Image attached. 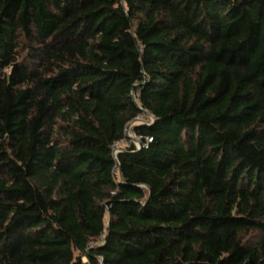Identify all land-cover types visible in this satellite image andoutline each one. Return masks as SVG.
Here are the masks:
<instances>
[{
	"label": "trees",
	"instance_id": "obj_1",
	"mask_svg": "<svg viewBox=\"0 0 264 264\" xmlns=\"http://www.w3.org/2000/svg\"><path fill=\"white\" fill-rule=\"evenodd\" d=\"M85 263L264 264V0H0V264Z\"/></svg>",
	"mask_w": 264,
	"mask_h": 264
},
{
	"label": "built area",
	"instance_id": "obj_2",
	"mask_svg": "<svg viewBox=\"0 0 264 264\" xmlns=\"http://www.w3.org/2000/svg\"><path fill=\"white\" fill-rule=\"evenodd\" d=\"M152 117V116H151ZM130 134V137H132L131 136V133H129ZM136 140L134 141L136 144H137V146L138 147H140L141 146V142L139 141V139L138 138H135ZM151 139L149 138V141H150Z\"/></svg>",
	"mask_w": 264,
	"mask_h": 264
},
{
	"label": "rangeland",
	"instance_id": "obj_3",
	"mask_svg": "<svg viewBox=\"0 0 264 264\" xmlns=\"http://www.w3.org/2000/svg\"><path fill=\"white\" fill-rule=\"evenodd\" d=\"M143 120H145V118L142 116V117L140 118L139 121H143ZM129 133H131L132 139L135 141L136 139H135L134 135L132 134V132H130V129H129V131H128V134H129ZM85 261H86V260H85ZM85 264H87V263H85Z\"/></svg>",
	"mask_w": 264,
	"mask_h": 264
},
{
	"label": "clouds",
	"instance_id": "obj_4",
	"mask_svg": "<svg viewBox=\"0 0 264 264\" xmlns=\"http://www.w3.org/2000/svg\"><path fill=\"white\" fill-rule=\"evenodd\" d=\"M116 153H118V150H116Z\"/></svg>",
	"mask_w": 264,
	"mask_h": 264
},
{
	"label": "water",
	"instance_id": "obj_5",
	"mask_svg": "<svg viewBox=\"0 0 264 264\" xmlns=\"http://www.w3.org/2000/svg\"><path fill=\"white\" fill-rule=\"evenodd\" d=\"M128 131H129V128H128ZM130 136V134H128Z\"/></svg>",
	"mask_w": 264,
	"mask_h": 264
}]
</instances>
